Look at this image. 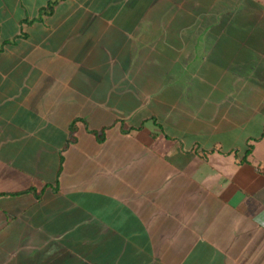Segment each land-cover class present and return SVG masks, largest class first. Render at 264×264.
I'll list each match as a JSON object with an SVG mask.
<instances>
[{
    "label": "crops",
    "instance_id": "obj_1",
    "mask_svg": "<svg viewBox=\"0 0 264 264\" xmlns=\"http://www.w3.org/2000/svg\"><path fill=\"white\" fill-rule=\"evenodd\" d=\"M0 264H264V0H0Z\"/></svg>",
    "mask_w": 264,
    "mask_h": 264
},
{
    "label": "trees",
    "instance_id": "obj_2",
    "mask_svg": "<svg viewBox=\"0 0 264 264\" xmlns=\"http://www.w3.org/2000/svg\"><path fill=\"white\" fill-rule=\"evenodd\" d=\"M55 5V2H53L52 4H50L49 6H48V8H47V10H51V9H53V6ZM74 126L75 125H72V127H71V131H72V133L74 132ZM103 137L101 136L100 137V141H103Z\"/></svg>",
    "mask_w": 264,
    "mask_h": 264
}]
</instances>
